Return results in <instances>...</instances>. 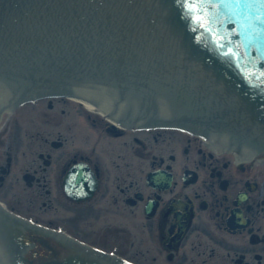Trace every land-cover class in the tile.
I'll return each instance as SVG.
<instances>
[{
	"label": "flooded vegetation",
	"instance_id": "1",
	"mask_svg": "<svg viewBox=\"0 0 264 264\" xmlns=\"http://www.w3.org/2000/svg\"><path fill=\"white\" fill-rule=\"evenodd\" d=\"M0 224L26 264H264V156L40 97L0 116Z\"/></svg>",
	"mask_w": 264,
	"mask_h": 264
},
{
	"label": "rangeland",
	"instance_id": "2",
	"mask_svg": "<svg viewBox=\"0 0 264 264\" xmlns=\"http://www.w3.org/2000/svg\"><path fill=\"white\" fill-rule=\"evenodd\" d=\"M182 39L167 0H0V70L27 66L32 81H71L105 76L124 68L129 61L135 63L138 52L139 62L148 66L147 74L160 64L182 70L185 64L194 63L200 66L203 78L212 79L214 86L217 85V80L198 63ZM141 74L145 73L141 71ZM143 83L144 97L164 96L160 90L178 91L158 82ZM214 86L210 88L203 83L191 96L189 108L179 109H185V113L190 110V119L212 132L218 129L215 117L224 118L222 113L229 110L226 100L233 99L236 105L238 103L224 89V94L216 93ZM212 96L217 97L216 103ZM213 101L217 110L211 114L215 116L207 113L206 118L200 117L198 110L212 109ZM145 102L152 107L158 105L148 99ZM239 108L236 114L241 110L244 115L234 114L229 118L230 122L236 123L240 118L246 123L247 130L236 128L234 135L240 141L235 144L260 147L264 136L254 139L251 134L254 131L248 127L255 129L254 125H259L264 129V122L258 120L250 108L244 105ZM239 131L244 136L240 137Z\"/></svg>",
	"mask_w": 264,
	"mask_h": 264
},
{
	"label": "bare ground",
	"instance_id": "3",
	"mask_svg": "<svg viewBox=\"0 0 264 264\" xmlns=\"http://www.w3.org/2000/svg\"><path fill=\"white\" fill-rule=\"evenodd\" d=\"M127 49L130 50L128 47ZM139 54L138 52L135 54V63L129 61V56L127 60L129 64L126 62L125 64L128 65L124 66L122 69H118L115 73H109L105 76L100 75V77L97 75L96 78L90 79L81 78L71 81H54L53 84H33L30 87H27V85L30 84L29 78L32 73L27 69V66L25 68H10L8 71H6V69L0 70V111L7 109L9 104L21 91L32 90L31 93L34 94L65 92L80 99L87 108L95 106L100 110L109 111L114 117L119 118L125 123L141 124L142 127L178 125L192 132H199L206 137L216 149H232L235 151V155L238 158H250L256 152H264V143H261L260 147H243L242 145L235 144L236 141H240L237 140L234 135L235 130H237L236 128L241 127L247 130V126H245L246 123L242 122L240 118H238V121L236 120V123L230 122L232 120L229 118L236 114L239 107V109H241L239 103H237V105L235 104L236 100H226V103L228 102L227 109L229 110L225 111L226 113H222L224 118L215 113L216 116H218L214 119L216 121V126L218 125L216 132L207 130L200 123L190 119L188 114L190 110H187V113H185V109L189 108L188 104L191 103V96L199 91L200 85L205 83L207 87L212 88V86H214L212 79L203 78L199 65L187 63L184 69L179 70V68L173 67L172 65L165 66L160 64L156 66V70L147 74L148 66L146 67L139 62L137 56ZM144 66L146 68H144ZM141 71L145 74H141ZM6 72H10V74ZM14 72L16 75H11V73ZM146 75L149 76L147 77ZM143 82H146V84H156V82H158L159 85L172 86V88L178 90L180 94L177 93L178 91L163 90L164 92H162V90H160L159 92L164 94V96L154 94L151 95V97H144L142 94H144L145 91H141V85H145ZM215 82L217 85L214 86V89H216V93L221 95V85L217 83L218 81ZM222 94L224 93L222 92ZM147 99L151 102H156L158 105L152 107L145 102ZM212 99L215 101L217 97L215 96V98H213L212 96ZM214 101L213 106H211L212 109H209L210 111L203 108L198 110L200 117L206 118L207 113H209L210 116H215L211 114V112L217 110V106H214L216 101L215 103ZM183 103L187 107H184L182 105ZM231 104L232 109H230ZM183 108L185 109L179 110ZM239 113L240 115H244L241 110L237 112V114ZM226 119H228V121ZM254 127L255 129L248 127V130H251V132L254 131V133H251L254 134V139H258L260 136L263 137L264 129L259 125H254ZM239 136H244V134L240 132ZM20 254L19 245L6 235L2 224H0V264H13L14 261V264H21Z\"/></svg>",
	"mask_w": 264,
	"mask_h": 264
},
{
	"label": "water",
	"instance_id": "4",
	"mask_svg": "<svg viewBox=\"0 0 264 264\" xmlns=\"http://www.w3.org/2000/svg\"><path fill=\"white\" fill-rule=\"evenodd\" d=\"M167 3L182 42L198 63L227 94L237 99L241 106L250 108L257 119L264 122V5L259 0H249L247 5L239 6L235 0H204L196 10H191V0H167ZM54 81L29 80L27 87L53 84ZM31 91L19 92L4 110L10 111L37 97L71 96L65 92L34 94ZM57 264L134 263L110 258L84 263L71 257Z\"/></svg>",
	"mask_w": 264,
	"mask_h": 264
},
{
	"label": "snow or ice",
	"instance_id": "5",
	"mask_svg": "<svg viewBox=\"0 0 264 264\" xmlns=\"http://www.w3.org/2000/svg\"><path fill=\"white\" fill-rule=\"evenodd\" d=\"M204 0H191V10H196L199 4L203 3ZM249 0H235V3L239 6L240 4L247 5ZM259 3L264 5V0H259Z\"/></svg>",
	"mask_w": 264,
	"mask_h": 264
}]
</instances>
